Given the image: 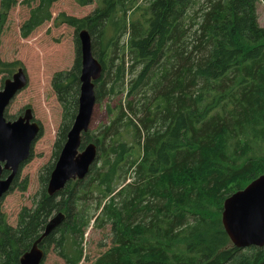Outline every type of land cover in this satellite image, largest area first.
<instances>
[{
	"label": "trees",
	"instance_id": "trees-1",
	"mask_svg": "<svg viewBox=\"0 0 264 264\" xmlns=\"http://www.w3.org/2000/svg\"><path fill=\"white\" fill-rule=\"evenodd\" d=\"M58 1L0 0V16L27 6L20 26L27 39L53 20ZM258 1L154 0L133 21L132 0H99L83 18L61 13L54 20L76 34L72 68L51 81L62 109L55 162L39 172L32 206L21 209L15 225L0 211V264H20L59 213L64 219L39 247L65 264L84 260L92 221L96 228L110 226L112 234V246L92 264H264V248H236L222 225L226 199L264 175V158L249 156L252 144L264 143ZM82 30L103 68L95 83L97 103L123 95L132 101L121 104L109 125L83 134L81 150L97 147L87 176L49 196L51 173L78 113ZM15 65L0 59V74L11 77ZM31 157L32 151L25 163ZM25 163L7 194L27 192L28 179L19 180Z\"/></svg>",
	"mask_w": 264,
	"mask_h": 264
},
{
	"label": "rangeland",
	"instance_id": "rangeland-1",
	"mask_svg": "<svg viewBox=\"0 0 264 264\" xmlns=\"http://www.w3.org/2000/svg\"><path fill=\"white\" fill-rule=\"evenodd\" d=\"M132 1L135 5L134 10H136L132 20L136 21L142 19L141 14L154 0ZM98 5L99 0H93V4L84 7L80 6L76 0H59L52 8L53 20L36 30L27 39H23L20 34V26L29 15L27 6L19 4L7 16H0L2 17L0 18V59L4 63H16L12 76L21 68L28 78L27 87L15 97L6 110V118L9 121H14L28 108L32 110L34 121L41 126L42 130L41 135L32 147V157L25 163L19 175L20 182L26 178L29 181L27 192L22 193L19 190H12L4 197L0 205V211L7 216L9 223L12 225H15L22 208L32 206L33 196L39 189V172L45 165L52 162L54 144L62 118V109L52 90L51 81L56 72L70 70L75 59V30L67 25L57 26L54 24V20L61 13L83 18ZM198 10L201 11V7ZM199 15L198 11L194 14L195 18H198ZM257 17L259 25L264 27L263 0H259L257 3ZM194 24L190 29L191 36L194 35L197 29ZM11 77L0 74V91L4 87V82L11 79ZM127 79H134L133 75L129 74ZM129 100L132 101V98L123 95L111 99L107 98L101 103H97L89 131L92 133L101 126L109 125L111 119L118 113L121 104L126 105ZM110 109H114L115 112L111 114ZM250 148V157L255 154L254 156L257 158H264L263 142H259L257 146L252 144ZM54 162L55 160L52 163ZM97 166L100 167L101 162ZM131 181L132 176H128L127 183ZM241 187H245L242 182H240ZM94 222H91L84 237L83 250L85 258L81 264H92L112 246L110 226L100 229L96 228ZM43 264L65 263L51 250L44 258Z\"/></svg>",
	"mask_w": 264,
	"mask_h": 264
},
{
	"label": "water",
	"instance_id": "water-1",
	"mask_svg": "<svg viewBox=\"0 0 264 264\" xmlns=\"http://www.w3.org/2000/svg\"><path fill=\"white\" fill-rule=\"evenodd\" d=\"M82 68L78 113L68 133L67 141L54 166L48 184L49 196L63 190L70 181L84 179L97 160V147L91 143L81 150L82 136L90 130L95 107V83L101 78L103 68L92 53V41L87 30L79 33ZM28 85L23 69L4 82L0 91V205L9 192L20 166L32 151L41 133V126L33 121L31 109L14 121L6 118V110L15 97ZM10 173L3 177V172ZM64 219L59 213L49 220L45 231L31 250L20 259V264H43L45 253L39 247ZM222 225L232 244L239 249L264 248V175L245 189L226 199L222 212Z\"/></svg>",
	"mask_w": 264,
	"mask_h": 264
},
{
	"label": "flooded vegetation",
	"instance_id": "flooded-vegetation-1",
	"mask_svg": "<svg viewBox=\"0 0 264 264\" xmlns=\"http://www.w3.org/2000/svg\"><path fill=\"white\" fill-rule=\"evenodd\" d=\"M27 109H28V108H27ZM27 109L24 110V112H23V114H22L21 116L24 115V113H25V111H26ZM19 117H20V116H19ZM19 117H18V118H19ZM18 118H17V119H18ZM15 120H16V119H15ZM33 121H34V120H33ZM7 172H8V174L10 173L9 171H7ZM3 173H4V172H3ZM3 177H6V176H4V174H3Z\"/></svg>",
	"mask_w": 264,
	"mask_h": 264
}]
</instances>
